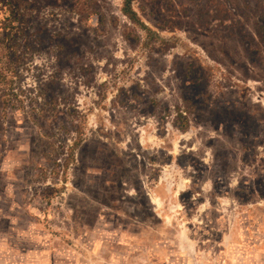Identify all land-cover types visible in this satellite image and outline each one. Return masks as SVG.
<instances>
[{"label": "rangeland", "instance_id": "obj_1", "mask_svg": "<svg viewBox=\"0 0 264 264\" xmlns=\"http://www.w3.org/2000/svg\"><path fill=\"white\" fill-rule=\"evenodd\" d=\"M0 0V264H264V0Z\"/></svg>", "mask_w": 264, "mask_h": 264}, {"label": "trees", "instance_id": "obj_2", "mask_svg": "<svg viewBox=\"0 0 264 264\" xmlns=\"http://www.w3.org/2000/svg\"><path fill=\"white\" fill-rule=\"evenodd\" d=\"M130 1L131 0H124V7H123V14L126 15L130 20L136 21L135 14L130 9Z\"/></svg>", "mask_w": 264, "mask_h": 264}]
</instances>
